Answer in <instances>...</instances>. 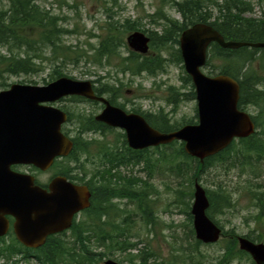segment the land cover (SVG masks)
I'll use <instances>...</instances> for the list:
<instances>
[{
	"label": "trees",
	"instance_id": "trees-1",
	"mask_svg": "<svg viewBox=\"0 0 264 264\" xmlns=\"http://www.w3.org/2000/svg\"><path fill=\"white\" fill-rule=\"evenodd\" d=\"M111 3L115 6L116 0ZM161 4L172 6L180 20L168 17L160 12L162 9L154 16H147L152 19L151 23L156 24L157 20L154 19L163 22L161 34L149 32L148 54L133 52L125 43V36L141 31L136 20L125 18L120 23L110 13L108 19L111 20L101 28L105 35L95 48L88 50L91 52L88 55L78 48L72 50L63 41L65 36L73 33L63 27L66 17L41 9L35 0H7L6 7L0 4V48L4 50L0 53V87L7 85L5 77L37 74L43 71L44 61L58 60L65 63L72 53L83 58L85 64L100 68L110 66L111 60L119 59L118 72L121 74L128 72L140 76L145 73L155 77L170 65L183 71L178 38L187 27L196 23L212 26L226 41L264 43V0H161ZM254 6L259 7V17L252 16ZM120 50L126 53L125 57L121 56ZM78 58L73 61L77 63ZM61 68L56 65L50 70L47 75L50 82L63 76ZM204 68L209 69V76L226 75L237 81L238 108L246 111L248 107H253L258 110L255 116L251 115L256 126L254 134L233 141L229 147L206 158L203 163L186 155L183 143L178 141L154 148V155H151L146 149L123 151L122 148H126L124 135L118 136L120 141L117 143L109 142L113 146L73 137L70 163H77L81 154L86 155L88 162L90 149H98L94 156L99 159L98 170L87 181L89 173L84 167L78 170L81 172L79 181L90 190L89 207L75 216L67 237H48L46 249L28 251L18 246L12 238L2 239L0 264L30 260L36 264H103L104 260L115 256L117 252L126 253V258L119 262L129 264L135 260L138 264H254L247 253L238 249V235L233 230H222V239L217 242L219 255L207 259L200 247L208 245L195 239L190 208L194 184L199 183L206 168L224 165L226 171L238 169L239 176H247L243 181L242 197L247 199L248 209L254 211L245 218V222L253 223L254 227L243 237L264 244V177L261 178L260 174L263 173L258 168L264 163V47L231 50L212 43ZM180 79L185 87L190 86L189 92L181 96L169 87V97L165 100L168 105L177 106L195 96L191 79L185 71ZM93 83L100 85L99 94L108 89L111 91L110 86L102 84L99 78ZM143 116L150 126L161 132H171L185 124H195L191 120L172 124L162 111L157 115ZM82 119L86 120V117L81 118V125L99 130L104 135L110 130L97 122L83 123ZM142 164L138 169L146 174L144 178L132 175V171L129 174L123 172L124 169ZM156 167L164 168L175 179V188L171 190L172 203L175 208H181L186 216L184 239L181 241L173 238L174 243L181 246H172L170 254L166 256L156 252L144 238L135 234L136 227L141 226L149 234L150 228L156 224L154 209L148 200L149 193L157 195L156 191L150 189L149 183ZM205 192L209 202L207 216L220 227L216 217L236 207L235 191L231 192L219 182L214 183V189H205ZM123 199L134 209L124 210L117 206L115 200L121 202ZM132 251H136V254Z\"/></svg>",
	"mask_w": 264,
	"mask_h": 264
},
{
	"label": "water",
	"instance_id": "water-1",
	"mask_svg": "<svg viewBox=\"0 0 264 264\" xmlns=\"http://www.w3.org/2000/svg\"><path fill=\"white\" fill-rule=\"evenodd\" d=\"M179 50L185 73L190 77L196 99L197 123L186 124L171 132H160L137 114H126L112 107L102 97H96L91 81L60 77L45 85L13 84L0 91V237L6 235L14 219L13 232L19 243L35 248L50 234L67 230L73 218L89 206L86 186H77L63 177H56L49 192L34 185V178L11 170L13 165H31L41 171L49 169L54 159L67 156L72 142L61 133L65 113L52 104L66 96L77 95L100 101L105 108L95 120L126 134L129 148L183 143L186 155L200 163L226 149L234 140L251 136L255 124L248 112L238 108L239 85L226 75L203 73L211 43L225 49L262 48L264 43L226 41L212 26L196 23L180 35ZM127 47L139 54L149 52V37L134 31L125 39ZM205 189L194 184L190 208L195 239L204 245L215 244L222 229L208 216ZM238 249L247 253L254 264H264V244L237 237ZM103 264H121L112 259Z\"/></svg>",
	"mask_w": 264,
	"mask_h": 264
},
{
	"label": "rangeland",
	"instance_id": "rangeland-1",
	"mask_svg": "<svg viewBox=\"0 0 264 264\" xmlns=\"http://www.w3.org/2000/svg\"><path fill=\"white\" fill-rule=\"evenodd\" d=\"M111 1L112 0H35L36 4H38L41 9L43 8L48 10L53 15H57L59 17L64 16L67 18L63 27H65L67 30L73 31V33L65 36L63 41L65 44H67V46H71L72 50H76L78 48L79 51H85L88 55L91 54V52H88V50L95 48L101 37L105 35V31L101 28L105 27L107 21L111 20L108 19V15L110 13H113L114 20H118L120 23H122L125 18L136 20L139 29H141L139 32L144 30L143 33L148 37L150 35L149 32H157L158 34H161L163 22L159 19H154L157 20L156 24H154L151 23L152 19L147 17L156 15V12H159L160 9H162L160 12H163L173 20H180L179 14L175 12L174 8L170 5L162 6L161 0H116L115 6L112 5ZM0 4L6 7L7 0H0ZM259 15V7L254 6L252 16L259 17ZM3 52L4 50L0 48V53ZM46 55H48V53ZM121 56H126V53L123 50L121 51ZM76 58H78L76 54L72 53L65 63H62L58 60L55 62L46 60L42 64L43 71L34 75H17L5 77V83L7 85L0 87V89L8 88L12 84L45 85L46 83L50 82L47 78L50 70L54 66L60 65V67H62L61 69L63 73V76L61 77L91 82H94L97 80V78H99L102 84L106 83L110 87L120 86L118 91L121 94V98L118 99V102L123 103L127 109L139 108L144 111L145 114L153 115H157L160 111H162L163 115L170 119L172 124H181L190 120L191 122L197 121L198 117L196 116L195 100L189 99L182 101L181 103H178V107L168 105L165 101L166 98L169 97V95H167V89L169 87L174 88L180 93V95H182V93H187L190 89V86L185 87L182 84L180 78L184 70L182 71L179 67L173 65L167 66L165 67V71L163 73H159L155 77L149 76L145 73H142V75L138 76L130 75L128 72L123 74L119 73V59L111 60L110 66L100 68L90 65L89 63L85 64L83 58H78L77 63H75L73 60H76ZM202 71L204 74L208 75L209 69L203 68ZM82 105L85 104H75V106ZM246 112L252 116H255L258 113V110L253 107H248ZM93 113H95V110ZM67 127L77 130V126L73 124V121L67 125ZM120 133V130L113 129L107 131L105 135H101L100 137L97 135H85L83 136V140H96L98 142H104L105 144H110L109 142L117 143L120 141L118 137V134ZM75 136L76 135L73 134L72 137ZM148 150L149 154L154 155L153 148ZM166 150L170 151L169 149ZM97 153L98 149L96 147L91 148L88 155L90 161L86 162V155L81 154V157L78 159L79 161L77 163L63 161L60 166L64 167L69 164L70 166H73V164H75L78 166V170L79 168L84 167V170L89 173L85 180L87 181L92 173L98 170L97 167L99 159L97 157L93 158V156H95ZM93 162H95V166H91ZM142 166L143 164L133 168L129 167L130 169H124L123 172L129 174L131 173L130 171H132V175L144 178L146 174L140 172L138 169ZM263 166L258 167L259 172L263 173L260 174L261 178L264 177ZM225 168L226 167L224 165L220 167L215 166L212 168H206L205 172H203L199 179V184L204 189L212 190L214 189V183L221 182L223 185H226L228 190L231 192L235 191L234 198L237 197L236 207L226 211L223 215L217 216L216 221L223 231L233 230L236 235L242 237L254 227L253 223L245 222V218L249 215V213H254L253 210L248 209L247 199L242 197L243 181L247 178V176H239L238 169L226 171ZM52 172L53 169L47 174L41 175L36 173L35 176H37L39 179H47V177H49ZM77 175L81 176V172L77 171ZM149 183L151 184L150 189L157 192V195H152L149 193L148 196V200L151 201L150 204L154 209L153 213L156 224L150 228L149 234H147V231L142 226L139 228L136 227L135 234H139L141 238H144L145 241H147V243H149V245L154 248L156 252L158 251L161 255L166 256L170 254L172 246L174 248L181 246L178 243H174L173 238H179L181 241L184 239V225L186 224V216L181 212V208H175L176 206H174L172 203L171 190L175 188L176 181L169 172H167L164 168L159 169L156 167L154 169V173L152 174V179L149 180ZM117 206L124 210L134 209L132 205L125 203V201L117 202ZM147 235L148 237L146 238L145 236ZM64 236L67 237V235ZM200 250L205 255V257L210 260L219 255V245L217 243L208 246H202L200 247ZM132 253L136 254V251H132ZM125 256L126 253L123 254L117 252L115 256H112L108 259L119 262L126 258ZM17 264L36 263L30 260L29 262L18 261ZM121 264L129 263L124 262ZM133 264H138V261L135 260Z\"/></svg>",
	"mask_w": 264,
	"mask_h": 264
},
{
	"label": "flooded vegetation",
	"instance_id": "flooded-vegetation-1",
	"mask_svg": "<svg viewBox=\"0 0 264 264\" xmlns=\"http://www.w3.org/2000/svg\"><path fill=\"white\" fill-rule=\"evenodd\" d=\"M119 87H109L112 92L109 91V89H108L105 93L99 94L98 91H99L100 85H96V84L93 83L92 89H93V92H94L96 97L104 98L109 103L110 106L119 108L122 111H124L126 114H137V115H140V116H142L144 118L143 115H146V114L141 109H139V108L127 109L126 106L123 103L118 102V99L121 98V94L118 91ZM6 89L7 88H1L0 91L6 90ZM193 91H194V89H193ZM184 94L185 93H182L181 96H183ZM194 94H195V92H194ZM189 98L196 101L195 96L193 98H191V97H189ZM75 104H77V105L78 104H85V105L75 106ZM42 105L43 106H48V105L53 106V107L61 110L63 113H65V115L67 117V120H66L65 123H63L61 125V133L64 136H66L68 139L71 140L72 148H73V141H72L73 134H75L80 139H83V136H85V135L86 136H95V135H97L99 137L101 135H104L99 130L96 131V129L87 128L86 125H83V124L81 125V122H80L81 118L86 117V120L82 119L83 123H87L88 122L89 124H94V122L95 123L97 122V123H100V124L104 125V127L108 128L110 130H113V129L114 130L115 129L120 130L121 133L118 134V135H124V138H125L124 140H125V143H126V148H122L123 151L124 150L125 151H127V150L128 151H142V150H145V149L146 150L152 149V148H145V149H142V150H134V149L129 148V146L127 144V141H126V134H125V132L123 130H121L119 128L110 127L108 125H105V124L95 120V117L105 108V104H103L100 101L88 100V99H86L84 97H81V96L72 95V96L62 97V98L58 99L57 101H55L52 104L42 103ZM71 109H73V110H71ZM74 109H76V110H74ZM94 110H95V113H93ZM196 116H197V110H196ZM69 118H70V120H69ZM72 121H73V124H75L77 126V130H73L71 127L70 128L67 127V125L72 123ZM154 148H156V147H154ZM122 149H120V150H122ZM69 154L67 156H64V157L55 158L52 166L49 169H47L46 171H41V170L37 169L36 167L31 166V165H13V166H11V170L14 171V172H19V173H22V174H29V175L33 176L34 185L40 187L41 189H43V190H45L47 192H49V185L51 184V182H52V180L54 178L63 177L68 182H70V183H72L74 185L86 186L88 191H89V199H90L91 198V194H90V190H89L88 186L86 184H84L83 182L81 183L79 181L81 176L77 175V171H78L77 167L78 166L75 165V164H73V166H70V164L66 165L64 167L60 166L63 163V161H69V158H67V157H69ZM93 158H94V156H93ZM91 166H95V162H93ZM52 169H53V172L49 175V177H47V179H39L37 176H35L36 173H39L41 175L47 174L48 172L52 171ZM122 201H125V199H123ZM115 202H120V201L115 200ZM125 203H126V201H125ZM6 218H7L8 222H9L8 230H7L6 235H4L3 237H0V244H1V240L2 239L7 240V239H11L12 238V239H14V241L17 243L18 246H20L23 249L28 250V251H39V250H42V249H46L47 248L46 242H47V238L48 237H50V236L58 237V236L67 235L68 231H69V230H63L61 232H56V233L50 234V235H48L46 237V239H45V241H44V243L42 245H40L38 247H35V248H29V247L23 246L21 243H19L17 241V239H16V237L14 235V232H13V223H14L13 217L7 215Z\"/></svg>",
	"mask_w": 264,
	"mask_h": 264
},
{
	"label": "bare ground",
	"instance_id": "bare-ground-1",
	"mask_svg": "<svg viewBox=\"0 0 264 264\" xmlns=\"http://www.w3.org/2000/svg\"><path fill=\"white\" fill-rule=\"evenodd\" d=\"M188 28V27H187ZM181 35V34H180ZM150 40V39H149ZM212 44V43H211ZM210 44V45H211ZM209 48H210V46H209ZM209 48H208V50H209ZM248 48V47H247ZM263 48V47H262ZM225 49V48H224ZM130 50V49H129ZM232 50V49H231ZM132 51V50H131ZM134 52V51H133ZM207 57H208V52H207ZM68 116V115H67ZM251 116V115H250ZM251 119H252V117H251ZM255 124V123H254ZM255 131H256V126H255ZM229 147V146H228ZM70 154H71V152H70ZM67 158H69V157H67ZM207 193V192H206Z\"/></svg>",
	"mask_w": 264,
	"mask_h": 264
}]
</instances>
